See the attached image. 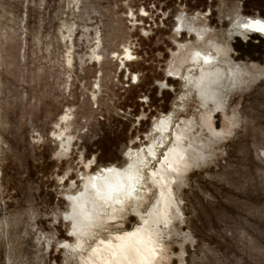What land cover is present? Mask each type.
<instances>
[{"label": "rangeland", "instance_id": "rangeland-1", "mask_svg": "<svg viewBox=\"0 0 264 264\" xmlns=\"http://www.w3.org/2000/svg\"><path fill=\"white\" fill-rule=\"evenodd\" d=\"M259 20L264 0H0V264H102L156 203L177 130L152 264H264ZM90 180L93 212L70 200Z\"/></svg>", "mask_w": 264, "mask_h": 264}, {"label": "bare ground", "instance_id": "bare-ground-1", "mask_svg": "<svg viewBox=\"0 0 264 264\" xmlns=\"http://www.w3.org/2000/svg\"><path fill=\"white\" fill-rule=\"evenodd\" d=\"M254 24L260 29L258 31L264 33V22L259 20L254 21ZM201 70L202 75L195 84L199 87L204 99L213 98L211 85L216 79L218 80L220 72L210 68H202ZM186 135L184 130L175 131L174 141L167 151L166 157L159 162L156 169L150 171V181L158 192L156 203L148 211L147 215L141 214L138 208L134 209L136 214L141 215V223L135 228L117 235V241L111 240L105 244L104 248L101 247L102 249L99 252L102 264H152L153 260L158 256L157 250H159L158 245L162 232L161 224H169L171 208L173 206L179 207L174 192V182L176 180L175 174L182 171L181 166L186 162L185 159L188 155L190 146L185 142L184 138ZM95 187L94 181L90 180L86 188L78 195H71L70 200H72L73 206L75 208L81 206V208H86L89 212H93V209L97 207L96 203L98 200L95 195ZM95 260L93 264H96Z\"/></svg>", "mask_w": 264, "mask_h": 264}]
</instances>
